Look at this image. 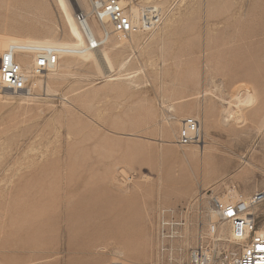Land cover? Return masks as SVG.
Returning a JSON list of instances; mask_svg holds the SVG:
<instances>
[{
    "label": "rangeland",
    "instance_id": "rangeland-1",
    "mask_svg": "<svg viewBox=\"0 0 264 264\" xmlns=\"http://www.w3.org/2000/svg\"><path fill=\"white\" fill-rule=\"evenodd\" d=\"M120 1L142 18L159 7L163 20L124 46L112 34L94 51L108 67L83 60L92 52L68 55L30 92L0 91V264H89L118 257L115 247L150 251L132 264H187L198 223L217 219L205 217V190L264 189V0ZM79 9L90 5L0 0V55L10 42L84 46ZM224 111L235 115L230 128ZM171 115L199 118L203 132L210 122L208 167L180 155L201 144H175ZM257 213L262 226L264 204ZM177 219L181 235L164 240Z\"/></svg>",
    "mask_w": 264,
    "mask_h": 264
},
{
    "label": "built area",
    "instance_id": "built-area-1",
    "mask_svg": "<svg viewBox=\"0 0 264 264\" xmlns=\"http://www.w3.org/2000/svg\"><path fill=\"white\" fill-rule=\"evenodd\" d=\"M86 10H78L76 19L83 27L85 45L69 47L49 44L10 43L0 55V91L10 90L13 93L31 91V77L26 71L30 63L31 73L42 75L54 71L62 58L67 55H79L87 50H99L107 41L109 33L95 35L89 29L90 16ZM147 13V12H146ZM96 19L108 18L113 23V32L123 37H131L140 29L152 31L161 24L162 14L153 17L143 15L142 24L133 22L125 12L120 0H92V15ZM170 118H175L173 115ZM175 143L180 147L199 145L204 139L202 122L194 116L180 120ZM209 195L208 211H213L216 222L202 220L198 223L199 231L195 245L188 253L187 264H264V225H260L258 209L264 204V189L258 190L248 197H239L229 201L223 200L219 192L205 190ZM173 210V209H171ZM205 211H202V214ZM170 210L161 213L164 228L169 225ZM229 224L230 233H222L219 224ZM173 235L164 236V240H172L181 235L183 222L172 221ZM185 225V224H184ZM183 229V228H182Z\"/></svg>",
    "mask_w": 264,
    "mask_h": 264
},
{
    "label": "bare ground",
    "instance_id": "bare-ground-1",
    "mask_svg": "<svg viewBox=\"0 0 264 264\" xmlns=\"http://www.w3.org/2000/svg\"><path fill=\"white\" fill-rule=\"evenodd\" d=\"M83 1V3H84V5H90V9L89 10H87V14L90 16V18L91 19H93V20H95L96 22H98L99 24H100V28L98 29V31H96L95 29H93V27H92V25H91V22H89V29H90V31L91 32H93L95 35H99V36H102L103 35V33H105V32H107V33H109V35H108V38H107V41H106V44L110 41V37H111V35L112 34H114L115 35V37H116V39H117V41H118V43L117 44H123V46L125 45V44H127L131 39H132V37L135 35V34H137V33H139V32H141L142 33V31H146V30H144V29H140L138 32H136V33H133V35H131V37H123V36H120V35H117L116 33H114L113 32V23L108 19V18H104L103 20H100V19H96L95 17H93V16H91L92 15V0H82ZM120 3L122 4V2L120 1ZM122 6L124 7V5L122 4ZM138 7H136V8H134V6H132L131 7V10L129 11L126 7H125V12L126 13H128L130 16H131V18L133 19V22L134 23H137V24H142V21H143V19H142V14H141V12L137 9ZM152 8V7H151ZM80 10V9H79ZM84 10V9H83ZM158 11H159V7H153V9H152V12H151V14H152V16L153 17H156L157 15H158ZM78 11H76L75 12V14H74V19H75V22H76V24H77V27H78V30H79V33L81 34V36H80V38L82 39V44L83 45H85V34H84V30H83V27L80 25V23L77 21V19H76V13H77ZM147 11H144V14L143 15H145V14H147L146 13ZM156 12V13H155ZM153 13H155V14H153ZM164 17V16H163ZM109 23H111V26H112V30H109V28L107 27V24H109ZM98 26V25H97ZM96 26V27H97ZM98 28V27H97ZM148 32V31H147ZM153 32V31H152ZM78 33V34H79ZM135 37V36H134ZM132 41V40H131ZM10 43H19V44H40V43H24V42H10ZM10 43H7V44H5V46L3 47V50H2V52H1V54L3 53V51L6 49V47L10 44ZM81 43V41H80V39H78V41H77V43H75L74 45H73V47H78L79 46V44ZM43 44V43H42ZM115 45V44H114ZM118 46V45H117ZM101 49V48H100ZM94 51H97V50H87V51H85V52H83V53H81V54H84V53H86V52H92L90 55H89V57H87V58H84L83 60H85V61H90V60H93V61H91V63H94V61L96 62L97 61V63H98V61L99 62H101V63H103V65H105V67L108 65V66H110V64H111V59H110V57H109V55L107 54V53H105L104 55H102V56H96V53L94 52ZM80 55V54H79ZM68 56V55H67ZM74 56H78V55H74ZM107 64V65H106ZM31 64L30 63H27L26 64V71L28 72V75L31 77V82H32V85H33V81H34V78H37L38 77V80H39V76H44L45 74H42V75H34V74H32L31 73V66H30ZM107 66V67H108ZM58 68H60L59 66L54 70V71H51L52 73H56V72H58ZM48 73V72H47ZM49 75H52V74H50V73H48ZM57 74V73H56ZM41 79V78H40ZM37 80V81H38ZM41 81H42V79L41 80H39V82L41 83ZM43 82V81H42ZM39 83V84H40ZM43 84V83H42ZM41 84V85H42ZM36 85V84H35ZM37 85H38V83H37ZM241 85V84H240ZM243 85V84H242ZM239 86V85H238ZM236 88V87H235ZM248 87L247 86H244V89L246 90ZM51 89V88H50ZM244 89H243V91H244ZM235 91H236V95H238L240 92V90H238V89H234ZM238 90V91H237ZM6 92H12V91H10V90H5ZM48 91H50V90H48ZM51 92V91H50ZM233 93H234V91H233ZM231 94V93H230ZM229 95V94H228ZM234 95V94H233ZM232 96V95H231ZM230 96V97H231ZM235 96V95H234ZM233 98V97H232ZM235 98V97H234ZM239 97L237 96V99H238ZM236 99V98H235ZM222 101V100H221ZM232 101V100H231ZM186 101H184V103H185ZM226 102V101H225ZM228 102H229V100H228ZM183 103V104H184ZM203 103V102H202ZM211 103V102H210ZM227 103V102H226ZM225 103V104H226ZM198 104V103H197ZM196 104V105H197ZM205 106H208V104L206 105L205 103H203ZM213 104H214V102H213ZM217 105H218V103H216ZM199 105V104H198ZM197 105V106H198ZM230 105V104H229ZM181 106H183L182 104H181ZM202 106V105H201ZM214 106V105H213ZM212 106V108H213V110H211L212 112L213 111H215V110H217V107H216V109H214L215 107H213ZM184 107V106H183ZM200 107V106H199ZM203 107V106H202ZM231 107V106H230ZM195 109V108H194ZM205 109H207V108H204V113H205ZM221 109V108H220ZM222 109H223V107H222ZM203 110V109H202ZM209 110V111H210ZM192 111V110H191ZM182 112V111H181ZM196 112V111H195ZM202 112V111H201ZM221 112V111H220ZM240 112V111H239ZM204 113H203V115H204ZM211 113V112H210ZM244 113V112H243ZM243 113H242V115H243ZM183 114V113H182ZM193 114V113H192ZM201 114V113H200ZM214 114V113H213ZM202 115V114H201ZM203 115H202V118H203ZM208 115H210V114H208ZM207 115V116H208ZM215 115V114H214ZM193 116V115H192ZM196 116V115H195ZM198 116V115H197ZM186 117V116H185ZM184 116H183V118H185ZM245 117V116H244ZM244 117H242V119L244 118ZM182 117L180 118V119H177L176 118V116H175V118H174V120H177L176 122H178V124H180L179 122H180V120L181 119H183ZM204 118H205V116H204ZM234 118H235V115H234ZM233 116L231 115V113L229 112V111H224V113L222 112V119L220 120L222 123H223V125L224 126H226V127H229L230 128V126H232V124L234 123V121H233ZM208 119V118H207ZM213 119V118H212ZM220 119V118H219ZM218 119V120H219ZM239 119H241V116H240V118ZM202 121H204V120H202ZM219 121V122H220ZM236 121V120H235ZM241 122L243 121V120H240ZM239 121V122H240ZM208 122V124H204V125H207L206 126V129L207 130H205L204 129V133L206 132V134L208 133V129L209 128H211V125H210V122L209 121H207ZM238 122V121H237ZM205 123H206V121H205ZM216 123V122H215ZM235 124V123H234ZM218 125H219V123H218ZM171 126V125H170ZM221 126H222V124H221ZM224 126H222V127H224ZM236 126V125H235ZM240 126V125H239ZM167 128V127H166ZM173 128V127H172ZM204 128H205V126H204ZM234 128V127H233ZM167 129H170V128H167ZM234 130V129H233ZM165 131H166V129H165ZM169 131V130H168ZM168 131H166V133L168 132ZM173 131H174V129H173ZM169 132H171V131H169ZM165 133V132H164ZM163 133V136L165 135ZM171 133H175V132H171ZM178 133V132H177ZM235 133V132H234ZM168 134V133H167ZM209 134V133H208ZM208 134H207V136H208ZM170 135V134H169ZM175 135V134H174ZM174 135H172L171 137H173ZM211 135V134H210ZM206 136V137H207ZM174 138V137H173ZM172 138V139H173ZM212 138V137H211ZM163 139H166V138H164L163 137ZM172 139H171V141H172ZM207 139H209V138H207ZM167 141V140H166ZM169 141V140H168ZM167 141V142H168ZM171 141H169V142H171ZM174 141V140H173ZM203 142V141H202ZM172 143V142H171ZM174 143V142H173ZM208 143V142H207ZM170 144V143H169ZM176 144V143H175ZM172 145H174V144H172ZM205 145H206V143H205ZM192 146V145H191ZM196 146H198V145H196ZM207 146V145H206ZM205 146V147H206ZM188 148H189V146H187ZM191 149L193 148V147H190ZM195 148V147H194ZM204 149V145H200L199 146V148L198 147H196V150L195 151H193V152H191V153H187V152H184L183 154L181 153L180 155L183 157V159L184 160H188V161H191V160H195V161H199V163H201V164H206V163H208L207 161H206V159H205V155L206 154H204V151L205 150H203ZM206 149V148H205ZM208 149V148H207ZM193 150V149H192ZM208 150H210V149H208ZM188 152H189V149H188ZM211 152V151H210ZM176 154V153H175ZM179 156V154L177 155V157ZM181 156H179V157H181ZM207 156H208V154H207ZM208 158V157H207ZM182 159V158H181ZM213 159V158H212ZM129 164H127L126 166H128ZM207 165V167H208V164H206ZM160 167V166H159ZM210 168V167H209ZM209 168H208V171H209ZM213 171V170H212ZM210 172V171H209ZM112 174V173H111ZM206 174H207V172H206ZM211 174V173H210ZM111 179H113V177L111 178ZM115 179V178H114ZM162 179V178H161ZM160 179V180H161ZM160 183V182H159ZM112 184V183H111ZM161 184V183H160ZM160 184H159V188H160ZM136 185V184H135ZM138 188V187H137ZM139 190V189H138ZM141 190V189H140ZM140 190H139V192H140ZM159 191H160V189H159ZM182 192V191H181ZM185 192V191H184ZM187 192V191H186ZM121 193H125V191L124 192H121ZM127 193V192H126ZM125 193V194H126ZM159 193V192H158ZM177 193V192H176ZM179 193V192H178ZM183 193V192H182ZM181 194V193H180ZM178 195V194H177ZM176 195V196H177ZM160 196V195H159ZM181 197H182V195H181ZM239 197H241V195L235 190V189H229V193H228V195L227 196H224L223 197V200H225V201H229V200H231V199H236V198H239ZM210 213L212 214V218L213 219H216L217 218V216H216V214L213 212V211H211L210 210ZM210 218V217H209ZM211 219V218H210ZM212 221H214V220H212ZM214 222H216V220L214 221ZM219 229L222 231V233H230V231H231V229H230V226H229V224H222V223H220L219 224ZM129 231V230H128ZM127 231V232H128ZM148 242H150V241H148ZM119 243V242H118ZM120 244V243H119ZM129 244V243H128ZM138 244V243H137ZM136 244V245H137ZM145 244H147V243H145ZM144 244V245H145ZM150 244V243H149ZM126 246V245H125ZM142 246H143V244H142ZM150 246V245H149ZM106 247V246H105ZM103 248V247H102ZM135 248V247H134ZM134 248L132 249V250H134ZM142 248V247H141ZM149 248V247H148ZM144 249H145V247H144ZM159 249V248H158ZM113 250H115V252H117L118 254H117V256L118 257H113L111 260H101V256H100V259H94L95 261H93L92 260V262H90L89 264H132V263H130V261H132V260H144V259H150V251L149 250H147V253L146 252H144L145 254H140V253H142V252H140V251H138L139 253H137V254H140V255H138L137 256V254H136V256H134L133 255V253H131L132 251H130V252H127L126 250H123V247H115ZM131 250V249H130ZM137 250H139V248H137ZM137 250L135 249V251L137 252ZM151 250V249H150ZM166 250V249H165ZM135 253V252H134ZM162 253V252H161ZM158 254V256H159V253H157ZM166 254V253H165ZM165 256V255H164ZM98 258H99V256H98ZM161 258V257H160ZM172 258V257H171ZM175 258V257H174ZM176 258H178V257H176ZM175 258V259H176ZM103 259H105V257L103 258ZM162 259V258H161ZM174 259V260H175ZM178 259H180V258H178ZM91 261V260H90ZM177 261V260H176ZM181 262V261H180ZM173 264V263H172Z\"/></svg>",
    "mask_w": 264,
    "mask_h": 264
}]
</instances>
